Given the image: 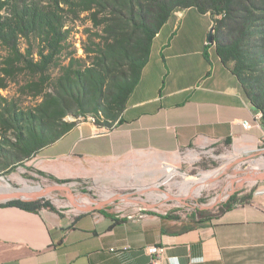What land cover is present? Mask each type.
I'll return each mask as SVG.
<instances>
[{"label": "crops", "instance_id": "0c3cea01", "mask_svg": "<svg viewBox=\"0 0 264 264\" xmlns=\"http://www.w3.org/2000/svg\"><path fill=\"white\" fill-rule=\"evenodd\" d=\"M212 25L209 14L195 9L174 12L152 41L121 121L111 127L81 122L26 166L58 181L128 182L154 170L169 173L181 151L197 159L218 147L247 158L264 150L255 108L232 64L224 66L208 42ZM143 153L147 159H135ZM5 203L0 264H150L145 248L152 245L164 248L162 264H264V194L198 222L143 206L121 214L109 204L27 211Z\"/></svg>", "mask_w": 264, "mask_h": 264}, {"label": "trees", "instance_id": "16d2710c", "mask_svg": "<svg viewBox=\"0 0 264 264\" xmlns=\"http://www.w3.org/2000/svg\"><path fill=\"white\" fill-rule=\"evenodd\" d=\"M53 5L57 12H52ZM190 8L213 19L211 45L224 66L233 63L230 72L256 112L262 114L264 123V0H56L55 4L51 0H0V45L7 51L1 71L9 75L13 69H23L45 78L50 68L61 57L65 58L61 43L65 41L66 30L60 13L69 11L75 18L87 14V19L94 27H100L102 33L94 35L98 42L84 47L88 57L94 56L90 58L92 67L83 71L79 70L81 65L72 70L76 60L71 58L59 78V90L77 97L88 90L100 94L114 88L113 101L106 102L110 109L103 111L107 121L100 122L96 114L92 115L96 125L111 127L113 120L121 121L120 114L139 83L154 37L175 11ZM21 40L27 46L24 53ZM110 68L117 75L108 81L105 73ZM76 105L85 114L100 111L102 104L94 98L86 106L78 101ZM4 111L0 113L1 125L4 116L19 122L15 143L11 144L12 163L33 158L71 129L45 133L36 125L37 119L46 116L43 110L27 113L10 104ZM233 202L228 200L220 212L229 209ZM5 204L27 211L53 209L49 202L38 200H11Z\"/></svg>", "mask_w": 264, "mask_h": 264}, {"label": "rangeland", "instance_id": "374dc122", "mask_svg": "<svg viewBox=\"0 0 264 264\" xmlns=\"http://www.w3.org/2000/svg\"><path fill=\"white\" fill-rule=\"evenodd\" d=\"M55 1L51 0L54 4ZM53 6L52 12H57L55 5ZM60 14H62L65 23L63 30H66V33L63 34L65 41L61 43L65 58L61 57V62L54 64L45 78L40 79L39 75H33L23 69H13L9 75H5L1 70L4 67L3 60L7 56V51L0 45V113H6L4 108L10 104L27 113L35 111V109L43 110L46 116L37 119L36 125L37 127L41 126L47 134L51 131L64 133L94 114L100 122H106L107 118L103 111L105 108H107L106 110L110 109L109 106H106V102H112L114 99V88L112 87L105 93L97 94L88 90L77 97H70L59 90V78L66 70L63 68L68 66L71 58L76 60L72 70L78 69L81 65L83 66L79 70L83 69V71L92 67L91 59L94 56L88 57L84 53V47L90 46L92 41L98 42L94 35L102 34L100 27H94L87 19V14H79L77 18L70 15L69 11L67 14ZM136 36V34L132 35L134 39ZM20 47L21 52L24 53L27 48L24 40L20 41ZM229 64H232L233 67L232 62ZM105 74L107 79L117 75L111 68ZM94 98L99 99L102 104L100 111L83 114L78 109L76 102L86 106ZM256 113L261 114L260 112ZM4 119L3 125L0 124V184H8L15 190H21L22 194H18L25 197H36L42 194L43 189L61 184L70 188L74 203L76 200H82L87 203V206H95L97 203L105 201L109 204L108 208L121 214L143 206L166 210L165 212L174 213L173 215L181 216L188 221L198 222L220 213L222 206L228 200L238 203L252 195L264 194V180L247 181L244 179L248 175L255 178L258 173H264V150L247 158L238 155L228 146L215 148L209 154L199 156L197 159L187 151H181L178 155V166L172 168L169 173L163 172L162 174V172L154 170L139 179H130L128 182H118L113 179L109 180L110 182H103L96 176H93L92 179L61 180L65 182L40 178L32 171L33 167L26 166L32 158L12 163L14 148L11 144L15 143L14 136L19 128L17 125L19 122L9 120L7 116H4ZM115 123L116 120H113L111 126ZM262 148L264 149V145ZM147 158L148 155L144 153L135 157L136 160L141 161ZM191 178H209V180L202 185L198 184L202 188L198 194L193 189L190 190L189 196H185V183ZM240 180L243 181V184L237 185ZM25 185L30 189L39 188L38 192L41 193L31 195L30 189L25 188ZM167 194L181 198V201L171 200L166 197ZM5 196L15 195L10 192ZM217 199L220 200L216 201ZM36 200L47 201L56 210L67 211L85 208L74 207L70 196L62 190L52 191L47 196L33 201Z\"/></svg>", "mask_w": 264, "mask_h": 264}, {"label": "bare ground", "instance_id": "6f19581e", "mask_svg": "<svg viewBox=\"0 0 264 264\" xmlns=\"http://www.w3.org/2000/svg\"><path fill=\"white\" fill-rule=\"evenodd\" d=\"M207 177V176H206ZM245 180H247V181H252V180H255V178L254 177H252V175H248V177H246V178H244ZM21 180V179H20ZM208 180H209V178H191V179H188L187 181H186V183H185V185H186V188H185V196H189L190 195V190H193V191H195L196 190V194H198L199 192H200V190L202 189L198 184H204V183H206V182H208ZM231 182V181H230ZM229 182V183H230ZM241 184H243V181L242 180H240L239 182H238V184L237 185H241ZM26 187L25 188H27V189H30V187L29 186H27V185H25ZM38 191H40V189L39 188H36V189H30V193H31V195H36V194H39V193H41V192H39L38 193ZM10 192H13L14 193V195L16 196V195H20V194H18V193H21L22 194V192H21V190H15L14 188H12L10 185H6V184H0V195H7V194H9ZM261 194V193H260ZM263 194V193H262ZM44 195V189H43V191H42V194H39L38 196H36V197H38V198H40V197H42ZM20 196H22V195H20ZM45 196H47V195H45ZM44 196V197H45ZM22 197H24V198H29V197H31V196H27V197H25V196H22ZM35 197V196H34ZM220 199H217L216 201H219ZM71 201H72V204H73V206L74 207H76V208H78L76 205H75V203H74V201L72 200V198H71ZM79 209V208H78Z\"/></svg>", "mask_w": 264, "mask_h": 264}, {"label": "water", "instance_id": "95a60500", "mask_svg": "<svg viewBox=\"0 0 264 264\" xmlns=\"http://www.w3.org/2000/svg\"><path fill=\"white\" fill-rule=\"evenodd\" d=\"M212 33H213V30L211 28L210 32L208 34V42L210 44L212 43ZM255 180H264V173H258L257 176L255 177ZM56 190H62L64 192H66L70 196V201H71L72 192H71L70 188H68L65 185H61V184H55L53 186H49L46 189H44V195L42 197H44L45 195H48L52 191H56ZM42 197H40V198H42ZM166 197H168L171 200L181 201V198H177V197L169 195V194H167ZM37 198L38 197L24 198V197H22L20 195H16V196H13V197H7L5 195H0V202H7V201H10V200L33 201V200H35ZM71 203H72V201H71ZM106 204H108V202H102V203H99L96 206H90V207H87V208H84V209H81V210H83V211H92V210H95L97 208L103 207Z\"/></svg>", "mask_w": 264, "mask_h": 264}, {"label": "built area", "instance_id": "2783aa9c", "mask_svg": "<svg viewBox=\"0 0 264 264\" xmlns=\"http://www.w3.org/2000/svg\"><path fill=\"white\" fill-rule=\"evenodd\" d=\"M255 119L264 126V123L262 122V114L255 113ZM87 120H89L91 123H95L94 117H88ZM242 126L245 128H248L250 125L248 122L243 121ZM99 203H97L98 205ZM95 205V204H94ZM145 252L150 256L151 263L150 264H162L161 260L164 254V248L162 246L158 245H152L147 248H145Z\"/></svg>", "mask_w": 264, "mask_h": 264}]
</instances>
